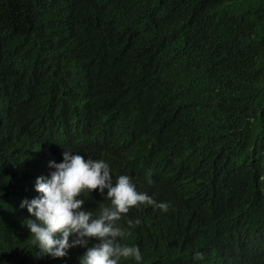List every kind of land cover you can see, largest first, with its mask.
Segmentation results:
<instances>
[{
	"label": "clouds",
	"instance_id": "clouds-1",
	"mask_svg": "<svg viewBox=\"0 0 264 264\" xmlns=\"http://www.w3.org/2000/svg\"><path fill=\"white\" fill-rule=\"evenodd\" d=\"M171 14L107 23L115 28L92 46L67 37L75 70L66 72L78 79L49 140L15 119L19 82H0L3 150L36 154V198L21 207L35 217L27 227L41 254L62 258L82 246L80 264H120L141 261L146 243L191 248L201 263L264 264V222L245 230L243 217L226 220L240 207L242 170L224 119L196 89L211 83L210 71L189 57V31Z\"/></svg>",
	"mask_w": 264,
	"mask_h": 264
},
{
	"label": "trees",
	"instance_id": "trees-1",
	"mask_svg": "<svg viewBox=\"0 0 264 264\" xmlns=\"http://www.w3.org/2000/svg\"><path fill=\"white\" fill-rule=\"evenodd\" d=\"M159 11L172 12L173 21L189 31V57L210 71L211 83L196 89L224 119L242 170L236 196L242 208L232 207L226 220L239 223L243 217L240 228L250 230L249 223L264 222V0H0V82L16 79L23 94L15 119L51 139L54 120L66 112L69 84L78 79L66 72L68 64L75 70L67 37L74 33L82 46H92L115 28L108 24L135 26ZM197 48L209 57L199 56ZM3 124L0 112V264H80L85 247L53 258L33 243L27 220L35 217L21 203L36 198L29 171L36 154L29 148L24 156L3 150ZM97 242L90 240L88 247ZM172 248L144 243L141 261L120 264H209L195 259L191 248Z\"/></svg>",
	"mask_w": 264,
	"mask_h": 264
}]
</instances>
